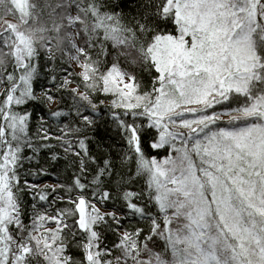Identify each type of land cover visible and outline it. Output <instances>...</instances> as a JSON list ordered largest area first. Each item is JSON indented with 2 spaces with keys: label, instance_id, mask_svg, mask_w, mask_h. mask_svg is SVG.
Returning <instances> with one entry per match:
<instances>
[{
  "label": "snow or ice",
  "instance_id": "6c2138e0",
  "mask_svg": "<svg viewBox=\"0 0 264 264\" xmlns=\"http://www.w3.org/2000/svg\"><path fill=\"white\" fill-rule=\"evenodd\" d=\"M0 264H264V0H0Z\"/></svg>",
  "mask_w": 264,
  "mask_h": 264
},
{
  "label": "trees",
  "instance_id": "16d2710c",
  "mask_svg": "<svg viewBox=\"0 0 264 264\" xmlns=\"http://www.w3.org/2000/svg\"><path fill=\"white\" fill-rule=\"evenodd\" d=\"M56 106L55 105H53V108H55Z\"/></svg>",
  "mask_w": 264,
  "mask_h": 264
}]
</instances>
